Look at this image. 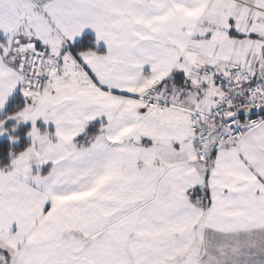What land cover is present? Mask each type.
Returning a JSON list of instances; mask_svg holds the SVG:
<instances>
[{
	"label": "snow or ice",
	"instance_id": "obj_1",
	"mask_svg": "<svg viewBox=\"0 0 264 264\" xmlns=\"http://www.w3.org/2000/svg\"><path fill=\"white\" fill-rule=\"evenodd\" d=\"M0 264H264V0H0Z\"/></svg>",
	"mask_w": 264,
	"mask_h": 264
}]
</instances>
